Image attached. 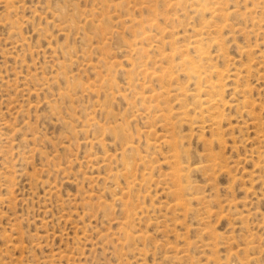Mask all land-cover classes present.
Instances as JSON below:
<instances>
[{
	"label": "rangeland",
	"instance_id": "374dc122",
	"mask_svg": "<svg viewBox=\"0 0 264 264\" xmlns=\"http://www.w3.org/2000/svg\"><path fill=\"white\" fill-rule=\"evenodd\" d=\"M0 264H264V0H0Z\"/></svg>",
	"mask_w": 264,
	"mask_h": 264
}]
</instances>
